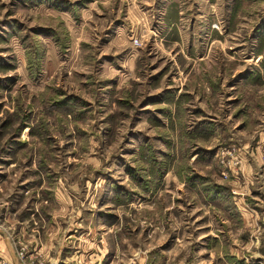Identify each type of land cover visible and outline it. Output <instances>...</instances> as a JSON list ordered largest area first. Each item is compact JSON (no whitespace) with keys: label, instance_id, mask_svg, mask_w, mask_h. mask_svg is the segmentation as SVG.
Returning a JSON list of instances; mask_svg holds the SVG:
<instances>
[{"label":"rangeland","instance_id":"rangeland-1","mask_svg":"<svg viewBox=\"0 0 264 264\" xmlns=\"http://www.w3.org/2000/svg\"><path fill=\"white\" fill-rule=\"evenodd\" d=\"M239 215L264 216V0H0V231L18 260L54 264L56 233L116 264H239L208 250Z\"/></svg>","mask_w":264,"mask_h":264},{"label":"crops","instance_id":"crops-1","mask_svg":"<svg viewBox=\"0 0 264 264\" xmlns=\"http://www.w3.org/2000/svg\"><path fill=\"white\" fill-rule=\"evenodd\" d=\"M246 161L243 163L245 165L246 170L249 171L250 175L253 176L254 172L259 169V162H252L247 159L245 156ZM63 203V202H62ZM65 206V205H64ZM67 208H61L62 210H69L70 205L65 206ZM59 211L55 209V214H58ZM67 214V213H66ZM239 219V225H236L237 220ZM261 219V220H260ZM236 222H235V221ZM235 223V228L238 232H234L230 234L227 239H225V234L223 235L224 238L221 237L222 233H230V228L232 227V222ZM264 224V216H250L247 215H239L237 218H233L231 216L224 217L220 223L222 224L221 227L213 228L217 233H213L214 241L218 242L216 249L215 247H211L209 245L210 255L212 253L216 254H224V255H231L238 258L239 264H252L247 256L255 257L256 259H261L259 261L260 264H264V243L263 239L258 244V240L256 241L253 238V230L258 228L263 230V227H256L253 224ZM248 228L249 231H248ZM108 234V233H106ZM248 234V235H247ZM208 235V234H206ZM75 234L68 235H61L52 233L47 238L43 239L42 248L41 250L45 252V254L49 257L50 261L54 264H116L118 263L123 257H119V252L115 251L116 249L110 248L111 252H114L112 255L109 254L108 248L105 247H96L95 241L93 237V241L90 243L83 245L82 241L79 240V237H75ZM211 236V235H208ZM201 238L203 236H200ZM111 240L113 237L110 238ZM232 239V241H231ZM238 241V242H236ZM236 243V244H235ZM87 245H94L91 248L87 247ZM236 245V246H235ZM215 246V244H214ZM214 251V252H213ZM118 257L119 259L116 262V259H111L112 257ZM0 259L1 261H8L9 264H20L17 258L15 247L11 242L10 238L3 232L0 231ZM241 260V261H240ZM114 261V263H113ZM129 264V263H126ZM226 264H228L226 262ZM234 264V263H233Z\"/></svg>","mask_w":264,"mask_h":264},{"label":"built area","instance_id":"built-area-1","mask_svg":"<svg viewBox=\"0 0 264 264\" xmlns=\"http://www.w3.org/2000/svg\"><path fill=\"white\" fill-rule=\"evenodd\" d=\"M18 256L21 264H45L38 257L32 258V256H26L23 249L18 252Z\"/></svg>","mask_w":264,"mask_h":264}]
</instances>
